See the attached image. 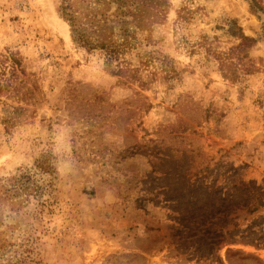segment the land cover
I'll return each mask as SVG.
<instances>
[{"label":"rangeland","instance_id":"1","mask_svg":"<svg viewBox=\"0 0 264 264\" xmlns=\"http://www.w3.org/2000/svg\"><path fill=\"white\" fill-rule=\"evenodd\" d=\"M58 3L0 0V181L54 167L38 200L3 207L5 256L264 264V0H168L127 55L152 57L134 80L72 42ZM230 20L257 39L237 81L213 55L239 42Z\"/></svg>","mask_w":264,"mask_h":264},{"label":"trees","instance_id":"2","mask_svg":"<svg viewBox=\"0 0 264 264\" xmlns=\"http://www.w3.org/2000/svg\"><path fill=\"white\" fill-rule=\"evenodd\" d=\"M256 4L257 0H250L253 12ZM167 8L168 0H59L58 3L59 16L68 24L72 42L87 51L102 53L107 66L112 67V73L130 80L139 78L141 66L149 67L152 57L150 52H136L140 63L137 67L127 55L138 47L139 34L151 31L165 19ZM257 8L264 11V6L258 5ZM236 26L237 22L230 20L227 34L239 42L227 51L213 52L223 77L232 81H237L241 73L254 71L249 50L257 42V39L246 36L242 28ZM11 60L13 66H20V61L14 55ZM164 66L166 64L162 69L168 74ZM35 171L37 174L33 176ZM32 173L31 169H24L0 181V204H4L0 205V213L4 206L19 212V208L24 206L22 203H29L32 196H40L43 184L51 183L54 178V167L48 159H41L34 164ZM8 252L12 251L6 229H0V264H23L24 258L19 257L21 253L13 251L7 257L5 254Z\"/></svg>","mask_w":264,"mask_h":264},{"label":"bare ground","instance_id":"3","mask_svg":"<svg viewBox=\"0 0 264 264\" xmlns=\"http://www.w3.org/2000/svg\"><path fill=\"white\" fill-rule=\"evenodd\" d=\"M65 26V25H64ZM67 36H69L67 33H66Z\"/></svg>","mask_w":264,"mask_h":264}]
</instances>
